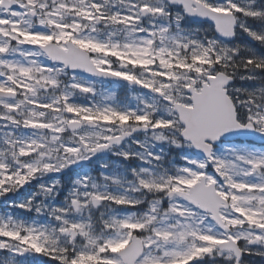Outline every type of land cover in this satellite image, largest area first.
<instances>
[{
  "label": "snow or ice",
  "instance_id": "snow-or-ice-1",
  "mask_svg": "<svg viewBox=\"0 0 264 264\" xmlns=\"http://www.w3.org/2000/svg\"><path fill=\"white\" fill-rule=\"evenodd\" d=\"M0 264H264V0H0Z\"/></svg>",
  "mask_w": 264,
  "mask_h": 264
},
{
  "label": "rangeland",
  "instance_id": "rangeland-1",
  "mask_svg": "<svg viewBox=\"0 0 264 264\" xmlns=\"http://www.w3.org/2000/svg\"><path fill=\"white\" fill-rule=\"evenodd\" d=\"M239 41H240L241 43H247V42H248L247 38L244 37V36H241V37L239 38Z\"/></svg>",
  "mask_w": 264,
  "mask_h": 264
},
{
  "label": "flooded vegetation",
  "instance_id": "flooded-vegetation-1",
  "mask_svg": "<svg viewBox=\"0 0 264 264\" xmlns=\"http://www.w3.org/2000/svg\"><path fill=\"white\" fill-rule=\"evenodd\" d=\"M109 87H110V86H109ZM118 91H119V90H118ZM120 95H121V96H123V95H124V93H123V92H120Z\"/></svg>",
  "mask_w": 264,
  "mask_h": 264
}]
</instances>
